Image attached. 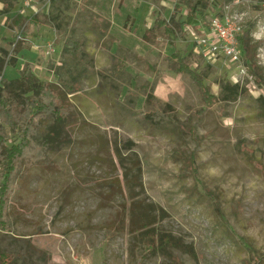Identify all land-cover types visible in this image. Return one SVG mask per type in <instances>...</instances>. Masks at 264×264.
<instances>
[{
	"label": "rangeland",
	"instance_id": "374dc122",
	"mask_svg": "<svg viewBox=\"0 0 264 264\" xmlns=\"http://www.w3.org/2000/svg\"><path fill=\"white\" fill-rule=\"evenodd\" d=\"M72 1L61 27L30 26L16 65L6 66L0 77L18 78L27 61L41 80L61 73L74 85L70 98L76 108L47 158L19 169L9 206L11 228L0 229V252L13 253L19 264H256L257 258L264 264V89L258 84L264 79V0H200L208 21L230 14L241 27L253 63L248 65L241 46L246 72L223 55L215 59L198 43L208 31L199 19L198 25L185 26L186 35L175 45L161 32L151 43L143 39L155 18L170 19L182 0ZM20 12L49 13L50 0H20L0 16V37L16 39L5 21ZM68 40L78 47L64 58ZM121 46L148 58L160 74L147 72L133 57L119 72ZM177 50L216 96L201 121L196 112L205 105L198 84L163 60ZM146 82L152 83L153 102L141 88ZM159 110L173 114L177 124L154 125L145 118ZM48 126L45 122L40 133ZM192 126L197 133L183 131ZM136 158L143 170L140 197L169 212L159 226L192 242L198 260L176 249L173 261L142 248L132 251L128 227L118 231L128 223L131 194L140 192L129 190L124 174L125 166L133 167L130 177L136 173Z\"/></svg>",
	"mask_w": 264,
	"mask_h": 264
},
{
	"label": "trees",
	"instance_id": "16d2710c",
	"mask_svg": "<svg viewBox=\"0 0 264 264\" xmlns=\"http://www.w3.org/2000/svg\"><path fill=\"white\" fill-rule=\"evenodd\" d=\"M19 1L0 0L3 5L0 9V16L11 13ZM73 3L72 0H50L51 12L49 13L37 12L25 16L20 12L6 19L5 24L15 30L17 40L0 37V44L1 41H4L14 45L12 50H6L0 45V77L3 75L6 66L16 65L22 49L21 42L27 37L30 26L40 27L55 23L61 27L65 10H71ZM201 5L200 0L176 2L171 18L167 19L159 14L153 21V25L144 31L143 39L151 43L153 35L161 32L169 44L175 45L183 35H186L185 26L198 25L196 22L198 19L203 25L210 27L208 14L201 9ZM183 9L186 10L185 16L180 14L177 17ZM91 17L96 22H100L96 13L92 12ZM106 24L109 27L111 22H106ZM125 28H128V23L125 24ZM238 40L245 51L246 62L251 67L253 63L250 62L248 41L242 34H238ZM27 44L28 46L32 45L29 42ZM77 47L75 42L68 40L64 44V58L75 55ZM130 57L143 62L147 72H152L155 75L160 74L148 58L132 50L124 49L122 46L118 48L116 54L115 67L119 72L127 70ZM163 60L172 72L176 74L186 73L198 84L205 105L203 109L196 112L198 121H201L205 109L214 104L215 94L205 85L203 78L198 75L197 71L189 66L179 50L164 55ZM33 67V63L27 61L20 70L18 78L0 81V229L4 231H9L11 228L9 206L17 190L15 177L19 169L22 166L31 169L45 160L48 151L60 140L65 125L75 115L76 108L70 98V95L75 92L74 85L62 80L61 73H53L51 78L41 80L33 72ZM60 69L61 66H58L57 70ZM258 84L264 89V79L258 80ZM151 86L152 83L146 82L141 87L147 94L146 100L149 102L155 100L153 86ZM261 101L264 103V95L261 96ZM165 107L171 108L169 103H165ZM145 118L154 125L163 122L177 124L174 119L175 116L170 113L166 114L164 110L148 113ZM45 122H49V126L45 128L44 133H40ZM183 131L190 135L197 133L196 126L184 128ZM116 150L121 163L125 165L127 158L122 156L117 146ZM132 165L136 169V173L131 177L129 174L133 167L125 166L124 168V174L127 177L126 182L131 192L137 187L140 188V192L131 194L128 223L122 222V225L118 226V231L128 227L132 234V251L142 248L145 253L151 256L161 255L173 261L174 256L171 249H176L198 260L196 248L192 242H187L182 236L159 226V223L168 218L170 214L155 201L140 197L141 191L144 190L142 164L139 158H136ZM261 260L257 258L256 264H260ZM0 264H19V262L13 253L1 251Z\"/></svg>",
	"mask_w": 264,
	"mask_h": 264
},
{
	"label": "built area",
	"instance_id": "2783aa9c",
	"mask_svg": "<svg viewBox=\"0 0 264 264\" xmlns=\"http://www.w3.org/2000/svg\"><path fill=\"white\" fill-rule=\"evenodd\" d=\"M209 23L208 31L198 39V43L206 47L215 59L219 55H223L231 63L238 64L242 72H246L242 64L243 56L238 40L241 27L236 23L233 15L226 14L222 20L218 17H213ZM50 50L54 51V43L50 44Z\"/></svg>",
	"mask_w": 264,
	"mask_h": 264
}]
</instances>
